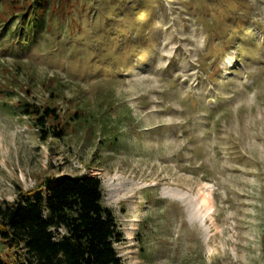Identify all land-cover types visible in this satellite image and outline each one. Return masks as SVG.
Wrapping results in <instances>:
<instances>
[{
    "label": "rangeland",
    "instance_id": "obj_1",
    "mask_svg": "<svg viewBox=\"0 0 264 264\" xmlns=\"http://www.w3.org/2000/svg\"><path fill=\"white\" fill-rule=\"evenodd\" d=\"M49 1L23 35L32 2L0 0V201L95 175L124 264H264V0Z\"/></svg>",
    "mask_w": 264,
    "mask_h": 264
},
{
    "label": "trees",
    "instance_id": "obj_2",
    "mask_svg": "<svg viewBox=\"0 0 264 264\" xmlns=\"http://www.w3.org/2000/svg\"><path fill=\"white\" fill-rule=\"evenodd\" d=\"M28 1L32 6L22 17L27 28L23 35L30 28L41 32L49 11V0ZM29 18H34L33 22H28ZM33 39L27 37L23 47L28 48ZM8 108L11 114L29 117L42 139L48 134L61 138L70 124L50 104L17 99ZM122 134L114 131L111 142H117ZM37 186L44 187V192H20L11 201H0V239L22 248L15 264H124L114 247L119 240L115 218L103 203L98 176L64 174ZM0 264L7 263L0 257Z\"/></svg>",
    "mask_w": 264,
    "mask_h": 264
},
{
    "label": "bare ground",
    "instance_id": "obj_3",
    "mask_svg": "<svg viewBox=\"0 0 264 264\" xmlns=\"http://www.w3.org/2000/svg\"><path fill=\"white\" fill-rule=\"evenodd\" d=\"M201 201L204 203V205H207V203H208V200H207V197L206 196H203L202 198H201ZM136 227V226H135ZM134 227V228H135Z\"/></svg>",
    "mask_w": 264,
    "mask_h": 264
}]
</instances>
